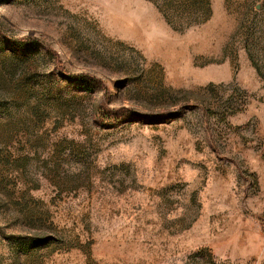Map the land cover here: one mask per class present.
I'll list each match as a JSON object with an SVG mask.
<instances>
[{
    "label": "rangeland",
    "instance_id": "1",
    "mask_svg": "<svg viewBox=\"0 0 264 264\" xmlns=\"http://www.w3.org/2000/svg\"><path fill=\"white\" fill-rule=\"evenodd\" d=\"M0 264H264V0H0Z\"/></svg>",
    "mask_w": 264,
    "mask_h": 264
}]
</instances>
